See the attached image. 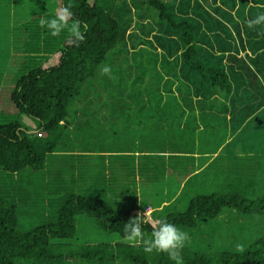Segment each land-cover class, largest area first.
Here are the masks:
<instances>
[{"label":"trees","instance_id":"1","mask_svg":"<svg viewBox=\"0 0 264 264\" xmlns=\"http://www.w3.org/2000/svg\"><path fill=\"white\" fill-rule=\"evenodd\" d=\"M238 1L53 0L55 13L71 7L84 39L68 38L15 83L11 103L36 129L21 122L0 126V170L43 174L54 168V158L64 164L73 160L78 175L66 186L97 182L99 187L89 196L72 192L55 223L24 233L17 206L0 186V264H175L167 253H146L143 243L125 240L124 226L138 213L118 212L110 205L115 202L103 199L101 190H109L105 171L119 177L120 160L131 154L156 159L167 142L193 151L197 142L205 148L212 141L213 155L223 147L220 156L242 142L246 149L248 140L251 146L259 142L245 130L252 123L264 130V23L250 26L264 14V0ZM106 154L115 155L108 166ZM90 164L92 173L82 175ZM60 168L53 180L64 184L66 168ZM209 188L190 198L186 211L159 214L158 224L163 220L195 232L225 211L264 216V201H250L237 191L209 194ZM158 224L143 223V235L152 236ZM78 228L91 239L88 244L70 243ZM244 244L208 251L184 247L179 255L183 264H264V237ZM239 245L244 250L236 252Z\"/></svg>","mask_w":264,"mask_h":264},{"label":"rangeland","instance_id":"2","mask_svg":"<svg viewBox=\"0 0 264 264\" xmlns=\"http://www.w3.org/2000/svg\"><path fill=\"white\" fill-rule=\"evenodd\" d=\"M165 1L171 3L173 0ZM238 2L240 4L242 0ZM42 4L45 5L44 9L40 7ZM53 4V0H0V126L21 122L25 127L30 128L35 123L32 119L20 115L11 103V96L18 80L28 74L30 70L39 67L53 53L62 49L65 40L70 38L67 30L59 36L53 37L46 27L41 26L40 20L42 18L51 19L56 15ZM147 10L145 7L139 8V11L147 12ZM151 22L157 23V19ZM246 127H248L245 130L247 136L259 142L251 146L248 140L247 149L242 148V153H239V156L243 159V166L230 167L218 161L208 169L207 173L212 177L215 176L216 179L209 185V194L232 195L237 191L250 201H264V130L257 125L253 128V123ZM210 139H213V135L210 136ZM109 144L111 143H107V145ZM212 144L211 141V145H207L205 148L210 151L214 148ZM137 156L139 157L140 154ZM223 158L224 156L221 160ZM66 161L65 164L57 162L50 166L56 165L66 168L64 172L61 170V175L65 174L64 184L53 180V168H49V172L43 174L25 170L19 176L0 170V186L4 195L9 202L14 203L18 208L19 231L28 233L56 222L57 214L62 205L74 192L66 185L73 184L78 175V173L74 175L72 172L78 167V162ZM137 162L139 160L134 159L135 171H138ZM92 170H94V166L87 165L84 171L82 170V175L88 177ZM131 174L128 173L127 175L131 177ZM67 175L69 177H66ZM251 177L255 178L256 181L252 180ZM235 182L237 187L234 186ZM250 186L253 187L248 188ZM254 189L256 192H253ZM190 195L191 191L188 190L184 199ZM152 201L148 204L154 207L158 205V201H155L154 198ZM189 204V200L185 203L181 202L173 209L162 213L161 218L172 212H184L188 209ZM110 205L118 212H123L125 208L130 206L129 202L123 203L121 207L120 203H111ZM237 213L236 211H225L222 216L209 224L203 223L195 232L185 231L188 234V240L184 247L208 251L209 246H213L215 249L217 246L224 245L227 249L231 247V243L241 244L245 242L244 245H246L264 237V216L239 217ZM151 214L157 216L156 214L161 213H153L151 208L147 209L145 219L143 218L144 223L149 222L157 225L160 218H152ZM80 228H82L81 225ZM81 234L79 229L78 235L74 238L75 241L70 243H76L77 246L83 243L88 244L89 241L87 242V240L91 239ZM143 237L145 240L151 238L149 235H143ZM93 239L96 238L93 237ZM244 247L239 245L235 251L241 252ZM73 263L75 262L72 261L71 263L64 260L56 264ZM17 264H38V262L18 260ZM39 264L46 263L41 262Z\"/></svg>","mask_w":264,"mask_h":264},{"label":"crops","instance_id":"3","mask_svg":"<svg viewBox=\"0 0 264 264\" xmlns=\"http://www.w3.org/2000/svg\"><path fill=\"white\" fill-rule=\"evenodd\" d=\"M30 129L35 132L36 125L32 124ZM171 145L172 143L167 142L164 149L158 153V157L153 160H142V158L140 159L137 156L138 154L133 158V154L128 155L126 153V156L128 155L126 160H120L116 165L119 177L113 178L110 169L105 171L109 182L107 184L109 190H107V193H104L102 189V197L104 196L109 203H120V207L123 206V203L129 202L130 206L124 210L129 212L135 209L138 214L144 216H142L144 219L146 216L144 212L149 208H151L153 213L166 212L173 209L179 203H185L190 198H194L196 194L203 191V188L209 187L216 179L215 176L209 175L207 171L218 161L230 167H241L242 163L240 161L242 158L239 156V153H242V148H246L244 142H242V145L240 143L236 151L235 149H227L226 154L220 156L221 151L223 152V147L219 149L217 154L213 155V149L209 151L206 148H202L199 146V142L196 143L193 151L185 148L181 143L180 145L177 143L173 146ZM208 145L210 146V144ZM62 154L65 156L67 153ZM110 155H105L107 157V166L111 163V157L115 156ZM222 156H224L223 160H221ZM54 159L51 160L52 164L59 162ZM134 159L139 160L137 162L138 168L136 167L138 171H135ZM85 162L89 164L91 162L90 158H86ZM56 168L57 166L55 165L52 169V174ZM98 169L99 167L95 168L96 171ZM45 172H49V167ZM128 173H132L131 177L127 175ZM76 185H73L74 188L72 189L74 190V194L86 196L97 193L98 188L96 187H99L97 182L94 187L91 185L87 186V184ZM186 189L191 191V195L187 199H184ZM153 198L155 201H158V205L155 207L148 204V202H153ZM158 198L160 199L158 200ZM156 215L151 214L152 218H159V214Z\"/></svg>","mask_w":264,"mask_h":264},{"label":"clouds","instance_id":"4","mask_svg":"<svg viewBox=\"0 0 264 264\" xmlns=\"http://www.w3.org/2000/svg\"><path fill=\"white\" fill-rule=\"evenodd\" d=\"M74 13L69 5L63 6L56 15L51 19H41L40 24L46 27L50 35L53 37L59 36L63 31L67 30L73 43L80 42L84 39L81 31V24L75 20ZM264 23V14L258 15L250 21L251 25ZM105 73L110 71V68L103 69ZM144 220L140 214L130 219L124 226V238L132 245L143 242L144 252L152 253H167L169 258L175 264H183V260L179 255V250L185 246L188 240L187 232L179 229L172 223L161 220L157 227L154 228L150 239L145 240L142 233V224Z\"/></svg>","mask_w":264,"mask_h":264}]
</instances>
